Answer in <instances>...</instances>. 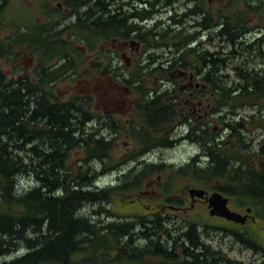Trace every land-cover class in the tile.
<instances>
[{
	"label": "trees",
	"instance_id": "1",
	"mask_svg": "<svg viewBox=\"0 0 264 264\" xmlns=\"http://www.w3.org/2000/svg\"><path fill=\"white\" fill-rule=\"evenodd\" d=\"M186 1L190 4L194 0ZM196 1L203 11L187 10L182 14V20H176L181 22L182 26L187 24L188 20V25L182 31L169 37L168 30L171 24L166 26L163 23L157 31L164 40H174L175 48L179 49L187 46L189 24L194 23L203 27L204 22L201 18L204 17L205 23H214V26L208 29L209 32L214 33H210L209 40H219L222 47L229 48L235 53L239 51L238 56L229 60L221 57L223 72L218 70V76L217 73L213 75L207 73L201 80L214 92L210 97L214 109L207 110V118L200 120L199 114L195 115L192 107L196 97L190 100L186 98V92H183L186 89L185 80H168L170 88L161 90L152 99L143 100L144 102H140L135 108L134 119L140 123H136L131 132L139 155L134 159L118 160L117 163L126 162L128 165H135L137 159L154 149L171 147L172 141L180 136L190 140L199 148V145L207 147L209 156L213 148L214 153L210 157L207 156V159H211L209 162L197 163L198 156H196L184 166L159 164L155 166L158 170L154 171L158 174L166 173V183L172 180L170 174L178 173L176 178L191 179L207 188L209 192L215 190L232 197L239 206H251L255 212V219L250 224V233L257 234V228L261 227V235L264 237V219L262 220L264 215L254 208L264 210V150L261 153H253L250 150L251 141L249 145L246 144L247 140H253L250 134L257 130L264 136V74H261L262 71L253 72L244 62H240L242 56L248 57L250 52L252 53L254 46L264 56V52L261 51L264 47V26L252 27L250 20L257 14L259 21L264 22V2L218 0L221 5L211 12V8L204 9L203 0ZM63 3L69 11H74L72 2ZM188 7H192L191 4ZM118 10L120 9L116 11ZM129 11L128 9L127 14L124 12L123 14L127 20H133L134 13ZM54 18L48 19V26L52 25ZM73 27L79 26L70 23L69 28L55 36L47 37L44 51L48 63L61 57L63 49L67 50L68 58V53L72 54L68 46L70 41L88 43V35L81 30L74 31ZM33 29H37V24ZM120 34L113 32L111 36L118 37ZM243 35L250 36L252 44L244 47L245 45L240 42L243 40ZM140 36L144 35L140 34ZM100 39H104L102 34L95 35V40ZM7 43V40H0V47L4 49L0 53V59L5 58L8 53ZM189 54H183L179 61H174L176 67H186L188 59L198 66L201 64L195 54L188 57ZM208 54L219 56L218 53ZM40 55L39 51L37 58H40ZM241 70L246 73L245 77L242 76ZM121 83L142 90L143 95L146 96L145 92L157 87L162 81L155 80L150 75L148 78L137 80L123 77ZM32 89H36L38 95L33 94L29 98L31 110L29 126L27 124L29 122L25 120L27 96L10 84H0V230H2L0 264H109L105 263L108 260L101 259L102 249L92 245V240L80 233L82 228L86 229L85 233H94L93 225L74 215V212L76 210L78 212L80 206L88 203L99 204L105 201L104 199L120 205L117 203L120 200L119 195L138 193L139 184L151 175L152 169L140 174L141 176L121 177L117 181L119 184L117 187L108 188L109 190L106 191L83 190L81 175H75L80 173L77 171L80 167L75 166L77 162L72 165L70 156L82 154L84 158L79 160L81 165L87 163L89 156L93 154L102 158L105 153L110 155L115 146L113 140H76L74 137L77 133L76 129L67 132L66 127L63 129L58 122L51 121L48 110L46 114L43 112L45 106L53 105L46 102L48 95L56 105H71L72 102L62 103L55 99L51 92L53 87L48 88V95L46 99L43 98L38 93L39 82L32 84ZM247 110L253 113L246 114ZM44 115L49 118L47 122ZM196 129L202 133L198 134ZM28 133L31 134V140H25ZM203 136L237 141L231 144L222 142L219 144L225 145L217 147L216 140H203ZM149 161L151 160H144L140 164L145 165L144 163ZM27 177H31L34 181V186L28 189H26ZM255 182L257 186L253 189ZM231 185H235L238 191L233 190ZM123 201H126V204L118 207L122 210L114 208V211L134 212L133 218L143 213L144 202L135 201L134 204H129L127 200ZM160 224L161 228L169 233V229L162 227L161 221ZM113 239L116 241L115 237ZM20 247H26L27 252L20 254L18 251L19 253L12 254ZM80 253L83 256L77 260L76 256ZM122 254L119 253L117 257H124ZM148 261L151 262L150 259Z\"/></svg>",
	"mask_w": 264,
	"mask_h": 264
},
{
	"label": "bare ground",
	"instance_id": "2",
	"mask_svg": "<svg viewBox=\"0 0 264 264\" xmlns=\"http://www.w3.org/2000/svg\"><path fill=\"white\" fill-rule=\"evenodd\" d=\"M62 1L67 3L72 2L74 4V11L77 17L80 19V25L79 27H73V29L74 31L81 30L85 35L87 34L89 39L88 43L95 40V35L97 34H102L103 37H107L113 34V32L127 35V38L131 40L142 41L147 48L145 53L146 56L144 57V63L142 66L144 68H149V70H151L152 65L154 66V64H156L154 56V52L156 51L155 44L161 49L162 44H166L167 42L166 40H164V37L161 36L157 31L159 28H161L162 23L165 22L164 24H166V26L168 24H171L172 29L168 30L169 37H171L172 34L183 30L182 23L176 21L182 20L181 16H178L176 14L174 16H170L168 18L169 21L164 19V16L168 12V10L175 9V0H112V2L114 3L113 7L116 10L120 9L116 12H113V14L107 9V2L109 0H60V8L58 6L55 7V10H50L48 8V10L52 11V13L46 17L48 19H50L51 17H55L52 21V25H50L51 27H49V32H43L39 29H29V31L26 32L30 34L28 40L31 43H36L40 46L46 47V40L49 35L55 36L59 34V32L70 27V24L66 21L68 8H66L65 4ZM262 1L264 2V0ZM120 4L125 7L136 4L142 6L143 8H141L140 6L133 7L134 19L127 20L125 14H123V11L120 8ZM149 4H152L151 8ZM187 10H195L197 12L203 11L199 8L198 4L192 7H187ZM3 11L4 1L0 0V17L3 14ZM117 14H119L120 16ZM203 18L204 17L201 18L202 22H204L202 25V29L205 31L206 36L210 37V33H214H212L213 31L209 32L210 30L208 29L214 26V23H205ZM140 34H143L145 37L140 36ZM40 35L41 38H39ZM188 41L191 42L192 46L197 45V41L195 38H189ZM204 41H206L205 46L209 47L207 52L202 51L199 48L192 49L191 47L186 46L179 49H176L174 47L170 52L171 58H168L167 60L179 61L180 57H182L183 54L193 53L197 56V59L202 64L201 70L205 73H210L213 75V73H217L221 66H223L221 64V57L222 59L229 60L234 56H238L237 53H239V51H236L237 53H235L232 52V50L229 48L222 47V44L219 40L212 41L209 39H204ZM240 42L245 45L244 47H246L247 45L252 44V39L250 36L243 35V40ZM66 52L67 50H61V59H67ZM208 53H218L219 56L210 55ZM191 56L192 54L188 55V57ZM240 62H244L246 66L252 69H264V56L255 46L253 47L252 54L248 57L242 56L240 58ZM71 69L72 68H68V72H70ZM42 72L48 79L46 88H50L56 81L61 78V76L58 75L57 72L51 70L50 68L48 69L47 67H43ZM242 72V76L245 77L246 73L244 71ZM218 75L219 74L217 73V76ZM111 78L114 83H119L121 81V77L119 74L116 75L112 73ZM162 89L163 86H161L160 83L157 87H154L145 92L146 96L143 95L144 93L142 92V96H145L143 98L144 101L157 96ZM39 90L38 93L46 99L48 94ZM33 94H37V92H33ZM48 96L49 98H47L46 102H50L53 105L50 104L51 106H45V111L43 112L46 114L48 110L49 118L52 122H58V124L63 126V129L66 127L67 132H71V130L73 129H76L77 131L79 128L86 131L84 125L85 118L82 115V110L77 109L82 108V106L74 104L56 105L53 103L54 101L52 97L50 95ZM69 102H72V100L67 101V103ZM25 112L27 115L25 120L30 122L31 110L28 111V109H26ZM44 116V119L47 122L49 118H47L46 115ZM101 132L102 131L100 130V132L97 133L96 138L90 135L89 132H86L85 135H87L86 137L90 140H103L100 138ZM106 132L109 133V130H106ZM197 132L198 134L202 133L199 130H197ZM102 133L104 134V129ZM262 137L264 136L262 135ZM174 140L179 139L175 138ZM203 140H216L215 142L217 144H215V146L217 147L225 145L219 144V140H225L224 138L218 139L210 136L206 138L203 136ZM262 140L264 139L262 138ZM234 141L236 142L237 140ZM234 141L231 140L229 141V143H235ZM249 141L250 140H247L246 144L249 145ZM256 142L259 141H254L253 143ZM253 143L250 145V150H252ZM199 146L200 151H198L199 155L197 163L202 161H211V159H207V156H209L208 148H205L202 145ZM213 153L214 150L213 148H211V155ZM93 158V162L96 163L97 157ZM192 158L189 159V162L192 160ZM105 160L108 161L107 153L103 154V161L100 160L97 163L105 166ZM89 161L90 159L87 163H82L81 167L77 170L80 173L75 174L81 175L82 178L80 180L83 182V190L106 191L109 190L108 188L111 189L117 187L119 185L117 181H119L118 179L121 177H125L126 175L141 176L140 174H143L144 172L152 169L151 175H149L146 180L142 181V184H139L140 186L138 192H145L148 188V183L153 181L158 186V190H154V193L156 195H159V197H156V199H159L161 201H153L151 203L149 202V205L151 206L150 208L152 209L150 213L145 214L143 212L139 216L128 218L125 220L121 218L122 215L120 213L110 210L109 207H111L112 202H110L109 199H104L105 201H101L99 204H85L84 206H80L78 212H76L77 210L74 212V215H77L78 217L88 221L91 225H93L94 233H85L86 229L84 228L80 229V233L89 237L92 240V245H94L95 247L98 246L100 249H102L100 252V256L103 257L101 259L108 260V262L105 261V263L114 264L119 262L120 264H246V261L249 257L254 256V262L264 257V237L261 235V227L257 228V234L250 233L251 226L249 221L252 223L255 219V212L251 206L242 207L237 205L238 207L234 208L230 205L232 197H229L228 195L224 196L222 194V196L227 199L226 207L230 211L237 213L241 217H245V222L242 224L234 223L223 218L226 221L224 225L230 227L226 229H220L211 225H200L196 223L198 221V218H196L195 216L189 218L187 216L185 217V215L183 214H177L178 216L175 217L173 213L172 215L170 214V211L172 212V210L175 209H185V206L182 203V199H184L182 190L187 191L189 189H200L204 187L196 183V186H187L184 189H180L181 187H177V182L184 178H176L178 173L170 174V178L172 180L166 183V179H164L162 175L163 173L159 172L158 174L154 171L158 170V167L155 166L164 162L159 161L158 164V162L155 163L156 161L155 159H153L149 162L144 163L145 165L137 164L135 166H131L130 169L127 165L126 167L118 169L119 174L116 176V180L111 182H102V179L108 177V175L103 174L101 171H97L96 166H89ZM113 161V159L109 160V162ZM149 164L150 166H148ZM160 168L162 169V167ZM29 178L30 180L27 181L26 189L34 186L33 179H31V177ZM159 183H162V185ZM256 186L257 182L254 183L253 189H255ZM230 187L233 190L238 191L235 185H231ZM216 192L219 191L214 190L212 193ZM58 195L60 196L61 193H59ZM135 195L136 193L128 195L121 194L119 195V198L127 200L129 204H134L135 201L139 200L145 202L143 200L144 197H136ZM210 195L205 196L206 198H202V201H204L203 203L207 208L208 215L210 217H213L209 214L210 209L208 199ZM97 205L99 207H97ZM254 208L264 215V210L262 208ZM102 215H106V217L102 219ZM263 219L264 218H262V220ZM160 221L163 224V228L169 229V233L161 228ZM118 230L119 233H117ZM0 232H2V230H0ZM114 237L116 238V241L115 239H113ZM232 243H234L236 247H234ZM118 245L120 246L117 248ZM22 249L24 253L27 252L26 247H20L18 248V251H22ZM15 251H13L12 254H15ZM119 253H123L124 255H122L124 257H117ZM243 253L247 256L242 257L241 255ZM82 256L83 255L80 253L76 256V259L79 260ZM148 259H150L151 262H149Z\"/></svg>",
	"mask_w": 264,
	"mask_h": 264
},
{
	"label": "flooded vegetation",
	"instance_id": "3",
	"mask_svg": "<svg viewBox=\"0 0 264 264\" xmlns=\"http://www.w3.org/2000/svg\"><path fill=\"white\" fill-rule=\"evenodd\" d=\"M113 5L114 3L112 0L107 2V9L112 14L113 12H116V9L113 7ZM57 6L59 8L61 7L59 3ZM135 6L140 5L135 4L126 7L121 5V10L126 14L128 9L130 10L129 13H134L133 7ZM149 6L151 8L152 4H149ZM140 7L143 8L142 6ZM45 10L46 7L44 8V11ZM15 14L17 15V13ZM41 19L37 20V29L43 32L48 31L49 27H51L48 26V18L46 16H42ZM191 19L193 18L191 17ZM66 21L69 24L72 23L73 25L76 23L77 26H79L80 23V19L75 14V11L71 12L68 9ZM164 23L165 22H163V24ZM29 29H33V27L30 26L28 22L13 26L11 25L8 28V30H10V34L8 33L0 36V38H3L7 35L9 36L6 39H2L8 41V53L5 58L0 59V84H10L14 86V89L20 90L22 93H24L28 98L27 109L30 111V106L28 107L29 98L33 95V92H37L36 89L32 90V84L35 85L37 82H39V88L42 86L39 91L45 93L48 92V88H46L48 79L43 74L42 68L47 67L48 69L50 68L51 70L57 72L61 78L51 86L53 87L51 90L52 93L55 89V93H53L55 99L62 103L72 100V104L82 106V108L77 109L82 110V115L85 118L84 125L86 131L79 128L77 130L76 136H74L76 140H90L85 136L86 132H89L90 135L96 138L97 133H99L100 130L103 132V129L104 134L101 132L100 136V138L103 140L112 141L122 138L125 140L128 138L130 140H135L131 129L135 127L136 123H140V121L134 119V114L136 106L144 100L143 96L141 99L142 90H137L136 88L124 85L121 83V81L119 83H114L111 78L112 73L116 75L119 74L121 80L123 77L137 80L148 78L150 75H152L155 80L159 79L162 81V90H167L170 88V82L168 80L184 79L186 89H184L183 92H186V98L194 100L193 97H196V102L192 104L195 115L199 114L198 118H200V120L204 118L206 119L207 110L212 111L214 109V104L211 103L212 99L210 98L214 92L212 89L207 88L205 83L201 82L202 78H205L207 75V73L201 70L202 64L198 66L191 59H188V64L186 67H176L174 61L167 60L168 58H171V49L175 47L174 40H169L166 42V44L163 43L161 49L154 43L156 47V51L154 52L156 64H154V66L152 65L151 70L142 66L147 50L144 43L139 40L128 39L127 35L122 36V34H120L118 37H112L110 35L104 37V39L93 40L87 44L70 41L68 46L72 54L68 53V58L65 60L61 59V57H58L48 63L44 51L46 50V47L40 46L36 43H31L28 40L30 34L26 32H28ZM171 29L172 27H169V30ZM204 34L205 31L201 26L190 23L189 38H195L197 45L192 46L191 42L187 40L186 47H191L192 49L199 48L200 50L207 52L208 47L205 46L206 41L203 39ZM207 39H209V37ZM3 51L4 49L0 47V53ZM39 51L41 55L40 58H37L36 55L39 53ZM68 68H72L70 72H68ZM248 69L252 70L253 72L258 71L261 73L262 71L261 74H264V69H252L250 67H248ZM219 70L223 72V67L221 66ZM61 81L67 83V87L63 92L58 89L57 85L58 82ZM198 81L201 82V84H199ZM95 82H106L107 85H113L116 87V94L111 96L105 90L100 91L97 94L99 86H96ZM22 85L23 87H21ZM78 85H82V87L78 88ZM199 87L200 89H198ZM107 94L110 96L106 97ZM115 100H118V104L122 105L123 110L121 112L113 108ZM27 124L30 126V122ZM106 130H109V133L106 132ZM31 139V134L28 133L25 140ZM179 139H183V137ZM229 141L231 140H219V143H229ZM250 141L251 145L255 140ZM176 142L184 143L185 140H176ZM260 142H264V140H261ZM257 147L259 148L258 150H256ZM262 150H264V144L261 147L259 145L256 146L253 143V153H261ZM138 155V150L133 151V148H128L123 159H134ZM93 157H96V154L89 156L88 160H94ZM101 157V159H103V156ZM109 157H111V155L108 156V158ZM83 158L84 157L81 159ZM139 159H137L135 165H137L139 161L141 162ZM79 162L80 161H77L75 166L81 167ZM188 197L190 203L189 207H185L183 210H172L173 213H176L175 217H177V213L186 215V213L189 210H192L196 205L204 204L202 199H192L190 198L189 194ZM182 203L185 206L187 200L185 198L182 199ZM196 223L200 224L198 222ZM218 228L226 229L227 227L224 226ZM232 244L234 247H236L234 243ZM250 259L251 263L248 264H264V257L256 262H254V256L250 257Z\"/></svg>",
	"mask_w": 264,
	"mask_h": 264
},
{
	"label": "rangeland",
	"instance_id": "4",
	"mask_svg": "<svg viewBox=\"0 0 264 264\" xmlns=\"http://www.w3.org/2000/svg\"><path fill=\"white\" fill-rule=\"evenodd\" d=\"M203 1H204V3H203L204 9L210 10V8H211V12L214 11L215 9H217V7L219 5H221V2L217 1V0H211V1L203 0ZM59 2H60L59 0H55V1L54 0H4V11L0 17V36H3L4 34H8V33L10 34V30H8V28L11 25L13 26L16 24H20V23L24 24V23L28 22L30 24V26H32L34 28L36 26V24L38 23L37 20L41 19L42 16L43 17L49 16L52 13V11H49L48 8L50 10L51 9L55 10V7H57ZM190 4H191V6H194V4H197V1L194 0V1L190 2ZM190 4L187 3L186 0H177L175 9L168 10V12L164 16V19L168 20V18L170 16H174L176 14L178 16H181L182 14L187 12V7ZM45 7H46V10L44 11ZM15 13H17L18 17ZM250 20H252V25H251L252 27H254V25L264 26V22L259 21V17L257 14L255 17H251ZM187 25H188V20H187V24H184L182 26V28L184 29ZM8 37L9 36L7 35V36L0 38V39L2 40V39H6ZM207 38H208V36H206V34H204L203 39H207ZM71 45H73V44H71ZM261 51L264 52V47L261 49ZM251 54L252 53L250 52V55ZM4 65H6V64H4ZM57 85H58V89L61 92H63L67 87V83L62 82V81L58 82ZM95 85L99 86V90L97 91V94L103 90L107 91L111 96L116 94L115 93L116 87H114L113 85L112 86L107 85L106 82H102V83L95 82ZM81 87H82V85H78V88H81ZM53 93H55V89L53 90ZM109 94H107L106 97H109L110 96ZM61 95H62V93H61ZM64 100H66V99H64ZM121 100H123V99H121ZM97 108H98V105H97ZM113 108L120 111V112L123 110L122 105L118 104V100H115ZM245 113L246 114H252L253 112L247 110ZM250 136L253 137L255 141L260 142L262 140V134H261V131H259V130L255 131L254 133H251ZM259 142H256L254 144L256 146L259 145L262 147L264 142H261V145ZM113 143L115 146L111 150V153H109L111 155V157H109V158L113 159L114 160L113 162H109V160L108 161L105 160V166H102L100 163H97L101 159L98 156H97L96 163H94L93 160L89 161L90 162L89 166H96L97 171H101L103 174L108 175V177L102 179V182H109V181L111 182V181L116 180V178H117L116 176L119 174L118 169L126 167L128 165L126 162L125 163H117V161L118 160L122 161V159L124 158V155H125L128 148H130V149L133 148V151L137 150L136 149L137 146L135 145L134 141L130 140L129 138L127 140H125L124 138L119 139V140H113ZM199 149L200 148L197 145H192L190 140L185 141L184 143L174 142L173 147L168 148V149H162L160 151L154 152L152 154V156H153V159H155V161H156L155 163L158 162V164H159V161H160V162H164L161 164H163L165 166L174 164L175 166L180 167L182 165L187 164V162H189V159L192 158V156H194L196 153H198ZM258 149L259 148L257 147L256 150H258ZM110 155H108V156H110ZM81 158H82V154L70 156V162L73 163L72 165L74 166V162L81 160ZM101 160L103 161V159H101ZM138 164H140V161L138 162ZM132 165L134 166V164H130V166H132ZM130 166L128 165L129 169L131 168ZM162 175H163L164 179H166V173L163 172ZM154 177H155V175H154ZM28 180H30V178H28ZM196 185L197 184L194 181L189 180V179H182V180H179L177 182V187H181L180 189H184L187 186L193 187ZM147 187H148V192H144L143 194L142 193H136V195H135L136 197L137 196L144 197L143 200L145 202L143 205V212L145 214L150 213L152 210L150 208L151 206L149 205V202L150 203L153 201L154 202H161L159 199H156V197H159V195H156L154 193V190H158V186L152 181V182L148 183ZM182 193H183L184 198L187 200L185 207H189L190 203H189L188 193L186 190H182ZM123 200L124 199H120L117 202V203H120V205H115L114 203H112L111 207H109L110 210L114 211L118 207H123L126 204ZM230 205L233 206L234 208L238 207L236 201L233 200V198H231V204ZM97 207H99V206L97 205ZM118 210H122V209L118 208ZM117 213H119V212H117ZM172 213L173 212L170 211L171 215H172ZM120 214L122 215L121 218L125 220L128 218H133L135 213L134 212H132V213H121L120 212ZM173 214L175 215L176 213H173ZM178 215H180V214H178ZM99 216H101V215H99ZM186 216L189 218H192L193 216H195L196 218H198L197 222L202 224V225H211L213 227H224L225 226L227 228H230L229 226L224 225V223H226L225 221L218 219L216 217L215 218L210 217L208 215V211H207L205 204L196 205L192 210H189L186 213L185 217ZM105 217H106V215H102V219H104ZM249 223L251 224L250 221H249ZM16 253H19L18 250L15 251V254ZM23 253H24V251L22 249V251H20V254H23ZM241 256L243 257V256H247V255H244V253H243ZM7 259H9V258H7ZM248 263H251L250 257L246 261V264H248Z\"/></svg>",
	"mask_w": 264,
	"mask_h": 264
},
{
	"label": "water",
	"instance_id": "5",
	"mask_svg": "<svg viewBox=\"0 0 264 264\" xmlns=\"http://www.w3.org/2000/svg\"><path fill=\"white\" fill-rule=\"evenodd\" d=\"M211 1V0H209ZM189 193L191 197L203 198L206 192L202 189H190ZM209 201V214L211 216L222 217L228 221L234 223H244L245 217H241L235 212L230 211L227 207V199L222 196L221 193H212L208 199Z\"/></svg>",
	"mask_w": 264,
	"mask_h": 264
}]
</instances>
